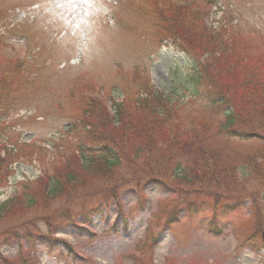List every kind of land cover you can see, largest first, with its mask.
Returning a JSON list of instances; mask_svg holds the SVG:
<instances>
[{
	"label": "rangeland",
	"instance_id": "obj_1",
	"mask_svg": "<svg viewBox=\"0 0 264 264\" xmlns=\"http://www.w3.org/2000/svg\"><path fill=\"white\" fill-rule=\"evenodd\" d=\"M167 2L188 8L191 14L167 10ZM172 21L178 24L174 28L169 27ZM163 27L183 41L186 52L191 42L199 46L210 39L228 40L218 52L224 57L235 52L241 61L233 74H219L229 86H241L237 82L252 79L264 65V0H0V73L15 77L7 83L11 108L1 124L0 144L7 149L17 140L36 144L19 148L32 151V163L17 161L11 166L0 204L15 195L19 183L50 170L59 146L56 139L81 117L88 93L101 113L110 116L117 102L141 116L144 111L134 101L148 93L162 94L165 104L158 111L165 110V125L176 129V138L194 141L192 130L198 131L209 141L207 150L220 153L218 161L225 171H235L231 186L227 182L217 188L204 180L189 187L174 175L178 160L165 157L161 163L166 171L161 170L160 177L166 189L151 184L143 191L142 205L124 189L119 208L103 206L90 221L83 218V211L88 215L112 187L104 174L87 178L66 206L62 208L65 196L57 199L46 218L57 222L64 213L73 226L61 221L55 230L45 232L36 219L40 214H30L36 230L47 233L46 242L18 247L13 240L5 243L0 234V264H7L2 259L12 264H264L262 243L242 241L257 226L251 201L264 193V165L254 179L246 160L263 145L217 133L221 117L196 94L189 53L186 56L183 48L166 41ZM158 107L156 101L149 105ZM203 124L206 128L201 129ZM150 139L158 144L169 141L164 134ZM124 174L114 183L141 177L135 168ZM216 199L223 206L239 203L237 214L217 224L218 233L208 230L207 214L188 217L182 210L185 200L210 209ZM173 211L176 220L170 221Z\"/></svg>",
	"mask_w": 264,
	"mask_h": 264
},
{
	"label": "trees",
	"instance_id": "obj_2",
	"mask_svg": "<svg viewBox=\"0 0 264 264\" xmlns=\"http://www.w3.org/2000/svg\"><path fill=\"white\" fill-rule=\"evenodd\" d=\"M170 8L171 10L180 9L183 14L190 13L188 8L167 5L166 9ZM176 25L178 24L172 21L169 27L174 28ZM163 28V37L167 36L166 41L177 48H183L182 52L186 56L187 52L189 53L187 57L191 65L190 78L195 92L209 104L216 115L221 117V120L216 122L217 133L228 139L251 140L263 145L262 149L258 148L257 154L253 153L246 160L252 177L257 179L258 170L264 165V119H258V115L264 118V65L252 79L237 82L241 86L236 84L229 86L221 80L219 74L221 72L233 74L240 68L241 61L237 60L235 52L227 54L226 57L222 51L218 52L228 45V40L218 39L217 43H214L213 39H210L200 43L199 46L191 42L192 47L186 52L183 41L174 39L175 37H172L165 27ZM196 51H199L198 55L194 56L193 52ZM13 78L15 77L7 71L0 73V121L5 119L11 108V101L7 102L6 98L11 100L7 83ZM84 97L87 100L81 117L71 122L64 137L56 139L59 146L54 148L53 155L57 163L51 162L50 170H42L41 176L36 180L19 183L15 195L0 204V234L4 236L5 243L13 240L19 247L24 242L31 245L36 242H46L47 233L45 235L36 230V226L31 221L35 219H31L30 214H40L36 219H40L44 224L45 232L55 230L54 227L60 225L61 221L68 226H73L71 219L62 217L64 213L57 222L54 218H51L52 220L46 218L50 215L51 205L57 199L65 196L62 208L66 206L72 200L74 190L81 187L78 185H84L87 178L91 179L104 174L103 177H110L111 182L108 188L112 187L103 195L101 202L88 209V215L83 211L82 216L87 221L102 213L103 206L113 204L119 208V199L124 189L136 195L138 204L143 203V191L151 184L166 189L164 180L161 181L163 178L160 177L161 170L166 171L163 167L165 162L161 163L165 157L169 160H178L174 167V175L189 187L204 180H209L217 188L222 183L228 182L230 186L235 183V171L232 168L225 171L218 161L220 153L207 150L206 147L210 146L206 144L209 141L205 136H200L198 131L192 130L196 136L194 141L189 142L187 138L180 141L176 138V129L173 130L165 125L167 122L165 110L158 111L165 104V98L162 95L148 93L145 98L135 100V105H141V110L144 111L141 116L132 113L126 104L123 106V103L118 102L113 103L111 116L107 113L103 114L101 109L99 110L96 99L89 97V93ZM152 101H156L159 106L157 110L149 108ZM144 105L146 109H143ZM0 128H2L1 124ZM200 128L204 129L206 125L203 124ZM167 131L170 133L167 134ZM161 134H164L169 141L158 144L150 139L152 136ZM15 144V147L10 149L0 144V190L6 186L8 177L12 174V165L17 161L32 163V151L24 152L19 148L28 147L29 149L33 145H23L18 140ZM134 168L141 177L132 182L124 181L127 177L124 173ZM218 169L224 170L225 175L223 176ZM89 174L90 177H87ZM122 174L125 177L114 183L115 177L118 178ZM262 180L264 186V178ZM128 185L131 186L128 187ZM219 203L220 201L216 199L212 202L210 209H206L195 201L185 200L182 210L188 217L199 213L207 214L210 219L207 223L208 230L210 233H218L220 231L217 224H220L229 214L239 212L238 202L225 206ZM250 206L254 216L258 214V217H255L257 226L242 236L243 244L257 240L264 246L262 241L264 225L261 224V220L264 221V193L260 194L256 202L251 201ZM170 215V221L172 219L175 221L176 212L173 211ZM74 228L77 229V227Z\"/></svg>",
	"mask_w": 264,
	"mask_h": 264
}]
</instances>
